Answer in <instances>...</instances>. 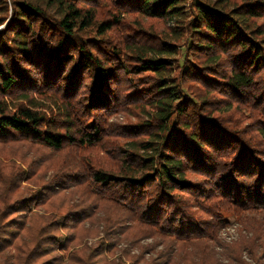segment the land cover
<instances>
[{"label": "trees", "instance_id": "obj_1", "mask_svg": "<svg viewBox=\"0 0 264 264\" xmlns=\"http://www.w3.org/2000/svg\"><path fill=\"white\" fill-rule=\"evenodd\" d=\"M9 2L0 0V146L98 148L113 163L77 157L60 175L74 183L27 200L21 162L0 156V264H264V3ZM129 14L166 29L116 38ZM239 104L250 131L204 113ZM127 109L138 123L109 121ZM111 138L126 140L122 156ZM70 190L79 203L53 205ZM230 219L240 234L225 243Z\"/></svg>", "mask_w": 264, "mask_h": 264}, {"label": "rangeland", "instance_id": "obj_2", "mask_svg": "<svg viewBox=\"0 0 264 264\" xmlns=\"http://www.w3.org/2000/svg\"><path fill=\"white\" fill-rule=\"evenodd\" d=\"M8 5L10 4L9 0H6ZM242 1V0H237ZM262 3H264V0H260ZM107 1H104L106 3ZM261 7L264 8V5L262 4ZM108 11H112L113 7L112 4L109 1L108 5ZM107 10L106 4H101V10L100 12H105ZM11 12V8L9 6V15ZM10 17V16H9ZM8 19L6 20V23L2 26H0V30L5 27L7 24ZM255 24L257 26H260L264 30V17L261 19L256 20ZM142 28L143 30L148 31L151 34L159 35L162 31V29H166V26L163 23L157 22V21H151L146 18L140 17L136 14H129L125 15L123 18V25L120 30H115L114 35L115 37H119L120 35H125V33L128 32V34L131 32V29H138ZM193 61L194 58L191 57ZM210 87V85H209ZM202 90H206L205 88ZM210 91V94L208 97L210 98V101L214 104L217 101L222 102L220 98L222 99L221 92H213L212 88L208 89ZM38 94L35 93V98H38ZM215 108H206L205 115L211 116L213 120H223V123L228 125L229 127H240L242 132L250 131V125L253 121V114H250L248 110L246 109L244 104H239L238 106H234L232 109H228L227 106L219 105L214 106ZM214 111H217L213 113ZM113 124H115L118 127H125L128 123H138L136 119L133 117V114H131L130 110H126L125 112L119 113L117 116L112 117L110 120ZM140 123V122H139ZM251 136L254 135L253 133L250 134ZM126 140L122 139H115L111 138V147L112 149H116V151L119 153L120 156L123 154L120 152V148L122 147L123 143H125ZM106 153V154H105ZM108 152H105V150H99L91 149L88 150L85 154H83L81 151L77 149H71L66 148L64 151L60 153H53L44 147L38 145V144H28L26 142L24 143H13L6 147L0 146V156L6 158L8 162L14 161L17 164H20L17 160L21 162V168L25 172V178L23 179L22 183V195L27 200H31L34 197H39V194H42L45 192L46 195L49 196L53 190L56 182H59L61 185H70L71 183H74L72 179H68L65 181L60 180V178L64 173H62V169L66 167V163L71 165L73 164V161L80 157L82 161L87 160L91 165L99 166L104 169H111L112 167V161L108 159L107 157ZM6 162V161H4ZM35 172V176L31 177L30 179L26 180L31 173ZM81 176V175H80ZM78 181V180H77ZM58 185V184H56ZM61 201H54V206L61 205L62 202H66L68 199H70V205L79 203L80 195L78 194V191L70 190V192L64 193ZM227 216V214H225ZM230 224L227 226V228H223L219 231V237L222 239L225 243H230L233 240H236L239 236L240 230H238L239 224L233 220L230 219ZM85 228L88 226L85 224ZM240 227V226H239ZM244 233V232H243ZM97 240V239H95ZM90 244L94 240L91 239H85V242ZM140 246H147L150 249L153 248L155 252H159L163 249H165V245H162L158 243L157 240L153 239H142L139 242ZM125 246L123 244L118 246V249L116 251V256H119L120 252L119 250L123 249ZM73 249H76L73 248ZM219 250V249H218ZM131 252L133 254L137 253V249L135 247H131ZM146 254L148 253L145 252ZM145 254V255H146ZM148 259L151 256H146ZM9 263H11V260H9Z\"/></svg>", "mask_w": 264, "mask_h": 264}]
</instances>
